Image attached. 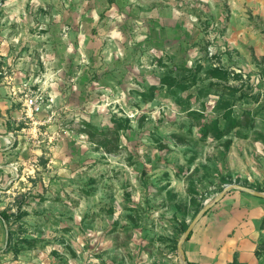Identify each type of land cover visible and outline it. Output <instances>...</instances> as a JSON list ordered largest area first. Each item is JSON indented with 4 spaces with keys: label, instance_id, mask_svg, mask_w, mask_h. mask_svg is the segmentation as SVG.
Listing matches in <instances>:
<instances>
[{
    "label": "rangeland",
    "instance_id": "rangeland-1",
    "mask_svg": "<svg viewBox=\"0 0 264 264\" xmlns=\"http://www.w3.org/2000/svg\"><path fill=\"white\" fill-rule=\"evenodd\" d=\"M237 5L0 0V264H181L183 224L264 174V14L230 69Z\"/></svg>",
    "mask_w": 264,
    "mask_h": 264
},
{
    "label": "crops",
    "instance_id": "crops-1",
    "mask_svg": "<svg viewBox=\"0 0 264 264\" xmlns=\"http://www.w3.org/2000/svg\"><path fill=\"white\" fill-rule=\"evenodd\" d=\"M238 1L239 9H234L226 31V41L236 61H231L228 53L224 61L230 69H254L263 54L262 37L246 22L247 13L243 11L248 6L254 14H264V0ZM253 48L255 59H251ZM245 177H240L239 184L264 193V174L256 172L249 181ZM184 250L187 259L196 264H228L234 260L264 264V195L232 188L196 223L184 242Z\"/></svg>",
    "mask_w": 264,
    "mask_h": 264
},
{
    "label": "water",
    "instance_id": "water-1",
    "mask_svg": "<svg viewBox=\"0 0 264 264\" xmlns=\"http://www.w3.org/2000/svg\"><path fill=\"white\" fill-rule=\"evenodd\" d=\"M232 188H239V189L248 191V192H250L252 194H255V195H261V196L264 195L263 192H260V191H258L256 189L251 188V187L243 186V185L238 184V183H231V184H228L213 200H211L208 203H205L203 208H201L200 211L196 214V216L193 218V220L189 223V226L184 231V233L181 236V238L178 240L177 248H178L179 259H180V263L181 264H193L186 257V253H185V250H184V242L187 240L188 236L192 232V230H193L194 226L196 225V223L200 220V218L202 216H204V214L212 206H214L219 200H221Z\"/></svg>",
    "mask_w": 264,
    "mask_h": 264
},
{
    "label": "trees",
    "instance_id": "trees-1",
    "mask_svg": "<svg viewBox=\"0 0 264 264\" xmlns=\"http://www.w3.org/2000/svg\"><path fill=\"white\" fill-rule=\"evenodd\" d=\"M228 73H229V72H228L227 70H222V69H220V68H215V69L212 70V75H213L214 77H218V78H220V79H228ZM226 115H227V117H228V119H229V120H228V128H227L226 130H220V129H219V126H218L219 123H217V121H215L214 124H211V129H212V128L219 129L218 135H221V134H223L225 131H228L229 128H234V127H236V126H238V125L240 124L236 119L232 118L231 112H228ZM1 215H2L3 218H9V217H10V213L7 212V211H2V212H1ZM188 226H189V223L185 222V223L183 224V230L185 231V230L187 229ZM191 233H192V232H191ZM191 233H190V235L188 236L187 239L190 238ZM191 263L196 264V263H194V262H191ZM228 264H245V263H242V262H239V261H237V260H234V261H232V262H230V263H228Z\"/></svg>",
    "mask_w": 264,
    "mask_h": 264
},
{
    "label": "built area",
    "instance_id": "built-area-1",
    "mask_svg": "<svg viewBox=\"0 0 264 264\" xmlns=\"http://www.w3.org/2000/svg\"><path fill=\"white\" fill-rule=\"evenodd\" d=\"M39 97L42 99V96H37L35 94H27V98L25 101V105L27 106V115L31 116L34 112L39 111L41 109V101Z\"/></svg>",
    "mask_w": 264,
    "mask_h": 264
}]
</instances>
